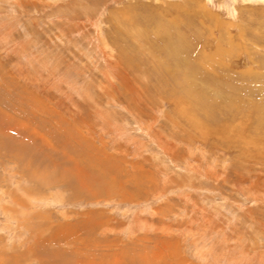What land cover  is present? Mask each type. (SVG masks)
Returning <instances> with one entry per match:
<instances>
[{
    "label": "rangeland",
    "instance_id": "rangeland-1",
    "mask_svg": "<svg viewBox=\"0 0 264 264\" xmlns=\"http://www.w3.org/2000/svg\"><path fill=\"white\" fill-rule=\"evenodd\" d=\"M0 264H264V0H0Z\"/></svg>",
    "mask_w": 264,
    "mask_h": 264
}]
</instances>
